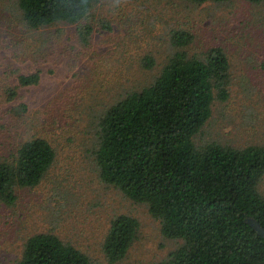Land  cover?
Instances as JSON below:
<instances>
[{
	"label": "rangeland",
	"instance_id": "obj_1",
	"mask_svg": "<svg viewBox=\"0 0 264 264\" xmlns=\"http://www.w3.org/2000/svg\"><path fill=\"white\" fill-rule=\"evenodd\" d=\"M2 16L7 22L0 21V161L37 136L48 139L57 155L39 185L18 188L14 204L0 202V264L16 262L27 238L47 231L80 248L93 264L165 259L182 240L162 234L147 204L99 178L95 101L107 104L125 90L150 84L174 51L172 33L186 31L193 35L183 48L190 56L221 47L230 61L229 96L215 100L196 145L264 144V1L98 0V25L87 42L79 38L77 24L28 29L17 0H0ZM100 19L112 29L102 28ZM148 55L156 60L152 68L142 65ZM37 69L38 84L19 85L20 74ZM15 87L17 96L9 99L7 90ZM259 189L264 195V177ZM120 214L137 218L140 227L126 256L110 262L104 238Z\"/></svg>",
	"mask_w": 264,
	"mask_h": 264
},
{
	"label": "trees",
	"instance_id": "obj_2",
	"mask_svg": "<svg viewBox=\"0 0 264 264\" xmlns=\"http://www.w3.org/2000/svg\"><path fill=\"white\" fill-rule=\"evenodd\" d=\"M196 4L228 0H191ZM260 3L264 0H249ZM27 28L40 30L59 22L77 24L87 42L97 27L93 12L98 0H17ZM6 24L4 16L0 18ZM102 28L111 23L100 19ZM2 24V25H3ZM174 51L150 84L125 90L94 114V160L99 178L129 198L148 205L160 221L162 234L182 244L155 264H264V237L246 221L264 227V144L244 147L209 142L195 136L213 112L215 100L229 96L230 61L221 47L204 56L183 48L193 35L172 33ZM153 56L142 65L152 68ZM41 70L20 74V86L36 85ZM17 96V87L8 89ZM26 110L25 105H21ZM52 143L37 136L22 143L11 159L0 161V202L14 204L18 188L39 185L56 160ZM137 218L115 216L104 238L110 262L123 259L137 238ZM13 264H93L88 254L56 233L29 236Z\"/></svg>",
	"mask_w": 264,
	"mask_h": 264
},
{
	"label": "water",
	"instance_id": "obj_3",
	"mask_svg": "<svg viewBox=\"0 0 264 264\" xmlns=\"http://www.w3.org/2000/svg\"><path fill=\"white\" fill-rule=\"evenodd\" d=\"M246 221L257 231V233L264 237V227L262 224L252 216L246 218Z\"/></svg>",
	"mask_w": 264,
	"mask_h": 264
}]
</instances>
